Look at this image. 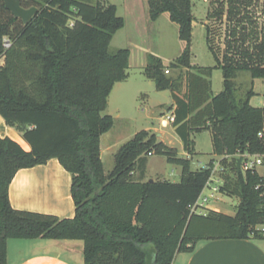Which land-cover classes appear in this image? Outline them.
Segmentation results:
<instances>
[{"label":"trees","instance_id":"16d2710c","mask_svg":"<svg viewBox=\"0 0 264 264\" xmlns=\"http://www.w3.org/2000/svg\"><path fill=\"white\" fill-rule=\"evenodd\" d=\"M208 1L207 44L217 64H191L192 0H148L151 19L168 13L186 44L169 65L150 54L143 73L158 90H172V125L186 151L193 153V133L211 131L222 168L219 191L239 200L233 215L192 210L214 160L194 170L190 156H179L147 130L123 144L114 168L105 172L101 137L114 121L104 111L113 86L129 77L130 50H110L113 36L125 26L115 4L21 0L23 7L37 8L24 23L0 0V114L31 146L26 150L0 136V264L7 263L8 239L82 240L84 264H173L178 253L193 252L202 241L264 238V171L244 170L243 158L235 156L264 151L259 137L264 106L251 105L253 89L240 95L235 81L241 72L264 79V25L250 12L260 0ZM219 35L223 42L215 46ZM6 37L11 46L5 49ZM216 67L223 72L224 89L214 95ZM170 69H185L183 95L182 75L171 79ZM154 154L180 166L179 182L145 180ZM53 158L72 176L74 217L13 208L9 186L16 173Z\"/></svg>","mask_w":264,"mask_h":264},{"label":"rangeland","instance_id":"374dc122","mask_svg":"<svg viewBox=\"0 0 264 264\" xmlns=\"http://www.w3.org/2000/svg\"><path fill=\"white\" fill-rule=\"evenodd\" d=\"M102 3H112L116 5L117 14L122 16L127 24L119 29L110 44L111 52L119 48H128L129 57V77L122 82H117L109 95L108 106L104 114L113 118L112 128L101 138V159L105 172H110L115 166V154L118 149L134 135L140 131L147 130L165 141V143L176 147L178 154L185 157L183 143L176 134L172 123L164 121L172 113L170 106L173 105L172 90H158L155 82L147 78L143 71L145 63L148 62L150 54L160 56L165 65H169L178 57L185 42L179 38V26L170 20L168 13L160 15L158 20H152L149 14L148 0H101ZM193 22L192 31V56L191 64L199 66H215L217 64L212 52L207 44V28L210 26V12L212 9L208 0H192ZM147 8V10H146ZM251 14L260 17L261 24L264 25V0H260L258 5L251 7ZM147 18V19H146ZM20 19V18H19ZM215 46L223 41L221 36L214 37ZM4 62L0 59V64ZM182 75V88L180 94L186 91L185 69H170L168 77L175 79ZM212 92L214 95L224 89V77L220 68H214L212 77ZM238 93L244 94L252 87V79L248 72H241L237 79ZM254 95L250 99V104L255 107L263 106L264 101V80L256 79L253 85ZM195 140L194 153L192 155V169L197 170L206 167L212 160L215 161L214 175L219 177L220 157L213 154V143L211 131L205 129L193 136ZM111 147V149H110ZM259 172L264 171V167H259ZM146 173L148 180H169L179 182L181 176L180 166L169 163L163 155H150L148 157ZM217 179L211 183L210 188L203 190V195L212 193L215 185H221ZM239 200L237 197L229 196L216 191L213 198H209L204 213L209 206H213L219 211L233 215ZM186 256V252L177 255V261H181ZM174 261L175 264H178Z\"/></svg>","mask_w":264,"mask_h":264},{"label":"crops","instance_id":"0c3cea01","mask_svg":"<svg viewBox=\"0 0 264 264\" xmlns=\"http://www.w3.org/2000/svg\"><path fill=\"white\" fill-rule=\"evenodd\" d=\"M255 80L252 79V89ZM172 107H176L174 102ZM171 111L173 113L172 109ZM197 133L200 132L191 135L194 148L193 136ZM0 136L10 137L24 149H31L29 143L24 139L22 131L8 125L1 114ZM158 140L163 141L159 138ZM163 142L165 143V141ZM183 150L184 156L192 158L193 153L186 151L184 146ZM145 180H148L147 173ZM71 184L70 172L61 165L58 159L53 158L46 164L20 169L9 186V199L15 209L52 214L60 218H72L75 215V205L71 195ZM209 209L216 208L209 206ZM83 249V241L77 239H8L6 264H84ZM177 255L175 259H177ZM177 263L264 264V238L202 241L193 252H186L185 258ZM173 264L175 263L173 262Z\"/></svg>","mask_w":264,"mask_h":264},{"label":"built area","instance_id":"2783aa9c","mask_svg":"<svg viewBox=\"0 0 264 264\" xmlns=\"http://www.w3.org/2000/svg\"><path fill=\"white\" fill-rule=\"evenodd\" d=\"M10 46H11L10 39L8 37L4 38L3 47L6 49V48H9ZM0 59H3V58H0ZM2 64H0V65H2ZM166 73H169V70H166ZM174 120H175V115L173 113H171L164 122L172 123V122H174ZM259 137H260V139L262 140V142L264 144V127L259 132ZM235 156L243 158L242 167H243L244 170H256L257 171L259 167H264V151L263 152H258V153H249L247 151H245L243 153L242 152H238ZM226 157H229V156H226ZM218 164H219V167H220V161H219ZM216 168L217 167L213 168L212 175H211L209 181L207 182L205 188H207V187L210 188L211 183L214 182L216 179H217V182L220 181V182L223 183V179H222L221 174L219 175V177L214 175V171H215ZM221 169L222 168L220 167V171H221ZM211 188H212V193L211 194L204 196L203 192L201 193V195H200L199 199L197 200V202L192 206V210L193 211L198 212V213H202L205 210L206 206H207V202L209 201V198H213V196L215 195V192L220 190V185L219 186L215 185V186H213ZM261 230H262V232H264V223L261 226Z\"/></svg>","mask_w":264,"mask_h":264},{"label":"water","instance_id":"95a60500","mask_svg":"<svg viewBox=\"0 0 264 264\" xmlns=\"http://www.w3.org/2000/svg\"><path fill=\"white\" fill-rule=\"evenodd\" d=\"M6 8L16 17L23 20L24 23H27L37 12L36 7L25 8L21 4V0H6ZM149 181H154L150 179Z\"/></svg>","mask_w":264,"mask_h":264}]
</instances>
